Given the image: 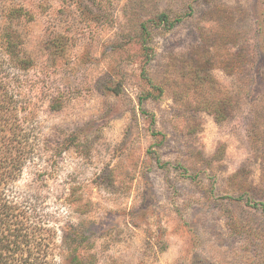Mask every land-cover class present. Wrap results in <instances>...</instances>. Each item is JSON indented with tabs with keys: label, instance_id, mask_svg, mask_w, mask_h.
Returning <instances> with one entry per match:
<instances>
[{
	"label": "rangeland",
	"instance_id": "rangeland-1",
	"mask_svg": "<svg viewBox=\"0 0 264 264\" xmlns=\"http://www.w3.org/2000/svg\"><path fill=\"white\" fill-rule=\"evenodd\" d=\"M4 59L34 156L0 191L54 264H264V0H0Z\"/></svg>",
	"mask_w": 264,
	"mask_h": 264
},
{
	"label": "trees",
	"instance_id": "trees-1",
	"mask_svg": "<svg viewBox=\"0 0 264 264\" xmlns=\"http://www.w3.org/2000/svg\"><path fill=\"white\" fill-rule=\"evenodd\" d=\"M158 20L167 22L164 15ZM5 39L7 49L12 48L11 36ZM7 52L11 60L13 53ZM9 63L4 59L0 64V189L14 184L34 156L32 138L25 128L28 121L21 113L6 69ZM204 87H210L211 94L215 90V85L198 77L196 91ZM213 98L202 99L198 106L219 123L226 118L231 100L226 96ZM39 208L36 197L15 201L0 191V264H54L56 255L61 254L55 245L56 232L42 221ZM62 252L65 259L69 258L68 264L82 263L78 245H70Z\"/></svg>",
	"mask_w": 264,
	"mask_h": 264
}]
</instances>
